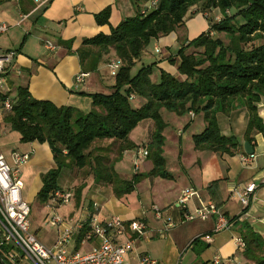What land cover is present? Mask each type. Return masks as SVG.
I'll return each instance as SVG.
<instances>
[{"label":"crops","instance_id":"1","mask_svg":"<svg viewBox=\"0 0 264 264\" xmlns=\"http://www.w3.org/2000/svg\"><path fill=\"white\" fill-rule=\"evenodd\" d=\"M9 1L0 0V20L7 22L11 29L20 27L22 31L9 29L0 35V53L16 50V62L21 68L20 75L13 71L6 75L8 91L14 90L18 82L19 85H27L32 96L37 99L49 100L58 106H73L85 112L92 108V99L81 92L110 93L115 79L113 83L105 80L108 70L106 65L109 61L108 55H105L96 70L86 72L89 75L83 83L76 82V75L84 72L77 49L82 46L85 38L93 37L100 32L109 33L111 26L118 25L126 17L134 16L137 6L142 9L149 2V0H47L40 4L36 0H15L19 3H17V12L13 13L4 4ZM106 7H111L110 23L99 25L95 15ZM207 25L206 15L200 8H192L185 18V25L157 40L155 49L159 47V53L162 55L152 60L157 63L152 75L153 81H158L160 69L177 74V63L171 64L168 57L175 59L181 45L205 31ZM33 38L38 39L41 46H35ZM47 40L54 43L57 48L47 49L45 47ZM151 54L152 52L147 49L144 56L146 59H152L154 56L153 54L150 56ZM134 100L136 105H140L142 101L137 96ZM257 107L264 122L263 98L257 103ZM246 110L241 100L235 103L229 115L223 114L221 118L218 116L223 133L225 135L234 134L243 146V149L239 148L233 155H221L208 149L195 148L193 136L202 132L206 126L205 119L197 120V116L201 113L195 114L194 117L188 113L189 118L184 125L179 123V120L176 122L174 120L172 123H167L165 120L168 125L167 129L170 126V130L164 131V156L167 170L172 175L171 178L148 176L153 168V162L148 156L138 153V150L150 141L155 125L150 119L141 121L136 128L141 127V129L138 132L134 129L130 133L131 140L139 148L126 150L123 157L115 163V169L125 179H131L135 174L142 175L135 189L119 198L110 186L96 183L92 176L87 179L77 177L74 178V185L80 182L83 185L80 197L75 191L69 190L74 194L72 201L67 205L58 206L57 212L65 218L72 217V215L79 216L84 204L97 203L99 205L97 214L102 220L112 215H119L126 221L135 219L145 221L148 225L149 236L134 241L132 250L127 256L129 264H141L140 257L143 254L150 255L158 264L167 262V264H177L179 256L183 254L184 258L188 252H191V260H197L195 248L191 243L199 236L202 237V241L209 244L200 254L202 260L213 262L214 258L218 257L224 263L243 262L237 246L238 237H242L241 223L248 222L256 232L264 235V136L262 133L255 135L256 144L253 146L255 157L251 163H244L241 155L245 151L244 143L248 141L244 136L247 122ZM1 117L2 122L7 124L4 116L1 115ZM11 135H16L17 143L11 144L6 137L1 138L0 133V150L11 164L14 163V153H30V159L21 167L23 190L30 179L33 183H37L36 185L39 181L41 183L39 187H36L35 194H37L42 186L41 174L56 166L51 150L47 143L21 142V134L18 131L12 130ZM169 140L173 142L171 154L174 155V160L171 164L167 158L166 144ZM110 143L111 140H106L95 146ZM39 163H47L43 171L42 167L38 166ZM215 180H218L219 184L210 192L208 188ZM252 182L257 183L258 186L252 194L249 205L245 206L240 194ZM184 188L198 190L202 198L216 202L220 211L233 219L232 227L216 231L217 219L216 216H211L205 220L187 221L169 231H163L164 222L156 218L153 206L167 208L176 203ZM197 204V199L191 198L184 207L189 211H194ZM172 214L178 216L175 210ZM237 216L238 218L234 219ZM45 223L41 222L32 230L43 243L53 246L58 232L56 228H50ZM128 234L131 235V232ZM155 237L161 239L168 237L163 242L164 250L161 254L157 247L143 244V239L147 243H152L151 240ZM124 239L125 237H122L121 241ZM158 246L161 247V245Z\"/></svg>","mask_w":264,"mask_h":264},{"label":"trees","instance_id":"2","mask_svg":"<svg viewBox=\"0 0 264 264\" xmlns=\"http://www.w3.org/2000/svg\"><path fill=\"white\" fill-rule=\"evenodd\" d=\"M199 3L202 12L220 9L224 19L210 21L209 31L183 43L175 59L168 57L171 64L177 63V74L160 69L159 80L153 81L156 62L143 64L133 74V67L150 42L185 25L191 7ZM136 9L134 16L111 26L109 33L85 38L77 49L84 72L96 70L111 52L121 62L110 93L81 92L92 99L89 111L37 99L27 85H19L14 98L10 96L11 91L0 93L1 106L11 97L12 109L5 111L4 121L21 134V142L47 143L51 150L56 166L41 174L42 186L37 193L43 204L57 190H63L58 179L66 168L77 169L82 179L92 176L96 183L110 186L119 198L131 193L142 175L125 179L115 169V163L126 150L139 148L130 133L145 119H152L155 125L150 141L145 144L147 156L153 162L148 176L171 178L164 156L163 107L178 115L191 111L204 114L205 129L193 136L195 148L199 150L233 155L239 148L243 149L235 135L221 132L218 119L219 113H231L236 99H242L249 110L245 138L254 146L255 135L264 136V122L257 107L264 97V0H159L156 8L147 14H142L143 8L139 6ZM228 9L235 12L226 14ZM110 16L111 7H106L95 19L99 25H105L110 23ZM212 31L217 37L211 35ZM222 33L227 41L220 37ZM132 94L142 99L140 105L132 104ZM106 140L111 143L95 146ZM218 184V180L213 181L208 190L212 192ZM82 188L83 185L79 186L76 192L79 197ZM88 229L86 223L76 236L75 249L80 248ZM240 229L245 247L239 249V254L250 264H264V235L248 222L241 223ZM191 244L197 254L195 264H215L199 259L209 246L201 236ZM6 252L7 247H0L5 257Z\"/></svg>","mask_w":264,"mask_h":264},{"label":"built area","instance_id":"3","mask_svg":"<svg viewBox=\"0 0 264 264\" xmlns=\"http://www.w3.org/2000/svg\"><path fill=\"white\" fill-rule=\"evenodd\" d=\"M43 4L47 0H36ZM159 0H151V5L145 6L142 14H147L151 9L156 8ZM208 16V15H207ZM10 29L7 22L0 20V35ZM45 47L55 50L57 46L51 41L45 42ZM159 51V47H156ZM16 50H8L0 53V93L5 94L7 88V74L13 71L21 74V68L16 62ZM121 66L120 60L111 59L107 63L111 75H116ZM89 75L80 72L76 75V82L83 83ZM131 97H135L134 94ZM11 97H7L1 106L3 111L12 109ZM195 116L193 111L190 112ZM138 153L148 155L147 148L143 147ZM255 154L243 153L241 159L249 164L253 161ZM30 159V153H14V163L8 162L5 154L0 150V247H7V259L11 264H129L127 256L132 250L133 243L139 238H148V225L143 220L126 221L119 215H112L102 220L97 214L99 205L95 203V211H83L81 216L65 218L57 212V207L69 204L74 194L69 190H57L53 197L45 204L50 209L48 219L50 225L56 228L58 237L53 246L43 243L32 230L30 219L31 206L23 197L24 182L21 175V167ZM258 184L252 182L241 192V201L248 206L252 194ZM191 198H196L198 204L194 211L185 209V205ZM156 218L164 222L163 231L195 219L205 220L216 216V231L230 229L233 225L231 218H228L220 211L219 206L210 199L202 198L198 190L184 188L178 201L167 208L153 206ZM178 212V216L172 214ZM89 219V220H88ZM88 223L89 229L80 244L75 249L76 236ZM131 232V235L128 234ZM122 237H125L121 241ZM237 246L244 249L245 242L238 237ZM141 264H158L150 255L143 254L140 257ZM213 263L221 264L222 260L214 258Z\"/></svg>","mask_w":264,"mask_h":264},{"label":"rangeland","instance_id":"4","mask_svg":"<svg viewBox=\"0 0 264 264\" xmlns=\"http://www.w3.org/2000/svg\"><path fill=\"white\" fill-rule=\"evenodd\" d=\"M23 1H28V0H23ZM22 1V2H23ZM17 3H19V1H15V0H10L8 3H4V4H6V8H9L13 13H16L17 12ZM147 6L148 5H151V0H149V2L146 4ZM192 8H200V10H201V8H202V5H201V3H199V4H197V5H195V6H193V7H191V9ZM235 12V10L234 9H228L225 13L226 14H229V15H232L233 13ZM205 15H206V20H207V29L205 30V31H209V29H210V21H221L222 19H224V16H223V14H222V11L220 10V9H218V8H212V9H208V10H206V12H203ZM209 13V14H208ZM195 14H198V13H195ZM208 15V16H207ZM10 30H14V31H22L21 30V28L20 27H18V28H16V27H13L12 29L10 28ZM205 31H203V32H205ZM202 33V32H201ZM201 33H199V34H201ZM198 34V35H199ZM211 35L212 36H216L217 37V33H215L214 31H212L211 32ZM220 35V37L221 38H223V39H225L226 41L228 40L226 37H225V35L222 33V34H219ZM195 37H197V36H195ZM194 37V38H195ZM182 38V37H181ZM194 38H192V39H194ZM34 39V38H33ZM32 39V40H33ZM31 40V41H32ZM30 41V42H31ZM34 43H35V46L36 45H39V46H41V42L38 40V39H34V41H33ZM156 43H157V40H152L151 42H150V44L148 45V49H149V52L151 51L152 52V54H153V56H154V58H152V59H146V57L143 55L142 57H141V59L138 61V63L133 67V69H132V73L133 74H135L137 71H138V69L143 65V64H151V63H154L153 61L154 60H156V58H159L162 54L161 53H159L160 52V50L159 51H157L156 49H155V45H156ZM256 43H259V41H257ZM191 51H195V49H193V48H191L190 49ZM152 54L150 55V56H152ZM108 59H109V61L111 60V59H117L116 58V55H114V53L113 52H111L109 55H108ZM153 60V61H152ZM108 61V62H109ZM107 62V63H108ZM106 64H104V66H105ZM104 66H102V67H104ZM107 66V65H106ZM107 69H108V67H106ZM107 69H103V70H107ZM157 75L159 74V73H156ZM160 75V74H159ZM115 76L116 75H111V73H110V71L109 70H107L106 71V77H105V80H106V82H110V83H113V81H114V79H115ZM159 80V79H158ZM19 86V83L17 82L16 83V88ZM16 88L14 89V90H12L11 92H10V96L12 97V98H14L15 96H16ZM110 91V90H109ZM263 98V101H264V97H262ZM131 101H132V104L133 105H135L136 103H135V100L134 99H136V96L135 97H131ZM242 99H236L235 100V103H237L238 101L240 102ZM262 100V99H261ZM242 102H243V100H242ZM246 109H247V107H246ZM247 111V122H246V127H245V130H246V128H247V124H248V119H249V110L247 109L246 110ZM4 113H5V111H3L2 110V108H1V105H0V133H1V138H5L6 137V139L7 140H9L10 141V143L11 144H15V143H17V141L15 140L16 139V135H11V132H12V130H11V128H10V126L9 125H7V124H5L4 122H2V117H1V115L3 116L4 115ZM176 114L177 113H175V112H172V111H169L168 109H166V108H162L161 109V115H162V117L164 118L163 120L165 121H167V123L169 122V123H172V122H174V120H175V122L177 121V120H179V123H182V125H184L188 120H187V118H189V115H188V113H185V114H183V115H178L177 114V116H176ZM200 114V113H199ZM223 114L224 113H219L218 114V116L221 118L222 116H223ZM225 115H227V114H225ZM219 119V118H218ZM148 120V119H147ZM187 120V121H186ZM197 120H204V114L203 113H201L200 115H198L197 116ZM150 121H153L152 119H150ZM166 123V122H165ZM6 125V126H5ZM139 125V124H138ZM138 125H137V127H138ZM219 126H220V129H221V132L223 133V131H222V128H221V125H220V122H219ZM136 127V128H137ZM167 127H168V125L166 124V126H165V128H164V131H169L170 130V126H169V128L167 129ZM135 128V129H136ZM171 128H173L174 129V127L171 125ZM140 129H141V127H140ZM140 129H136L137 131L136 132H138ZM167 129V130H166ZM164 131H163V134H164ZM136 132H135V134H136ZM224 134V133H223ZM7 135H9L8 137H7ZM234 135V134H233ZM167 158H168V161H169V163L171 164L172 162V160H174V155L173 154H171V150L173 149V142H172V140H169L168 142H167ZM174 145H175V142H174ZM187 147V146H186ZM42 150V149H41ZM34 155H36V154H34ZM178 155V152L176 153V156ZM43 157H45V156H43ZM52 158V157H51ZM46 164L47 163H39V167H42V171H43V169H45V167H46ZM34 168H36V167H34ZM73 170H76L75 172L73 171ZM71 171V172H70ZM131 171H132V169H131ZM23 173H24V175H25V170L23 169ZM74 177H73V176ZM77 177H81L80 176V172L77 170V169H68V168H66V169H64L63 171H62V173H61V175H60V177H59V179H58V183H59V185L61 186V187H63V188H65L66 190H71V191H75V192H77V190H78V188H79V186H82V182H80V183H78V184H76V185H74V183H75V179L74 178H77ZM40 179V178H39ZM41 182H39L38 181V185L40 184ZM37 183H33V181H31V179H30V181H29V183H28V185H26V187H25V189L23 190V197H24V199L25 200H27V201H29V204H30V206H31V214H30V219H31V223H32V229L34 230L36 227H38V225L42 222V223H45L47 226H49L50 228H55V227H53L52 225H50L49 223H50V221H49V219H48V216H49V213L51 214V211H50V209H48L46 206H45V204H43L39 199H38V197H37V194H35V192H36V187H39L38 185H36ZM74 185V186H73ZM92 205V206H91ZM91 209H93V210H95V205H93V203L92 204H89V203H87V204H84V207H83V210L79 213V216H81L82 214H83V211L84 210H87L88 212H90V210ZM72 216H74V215H72ZM167 239H168V237H166ZM167 239H161L160 237H155V238H153L152 240H151V242L152 243H147V241L145 240V239H143V244H150V246H155V247H157L159 250H160V254L161 253H163V248H162V245L164 244L163 242H165ZM158 245H161V247L160 246H158ZM191 252H188L185 256H184V258H183V254H181L180 256H179V259L177 260V264L179 263V264H195V262L197 261V260H191ZM199 259L200 260H202V258L199 256ZM161 261V260H160ZM168 263V262H167ZM167 263H165V264H167ZM238 264H250L246 259H244L243 258V262H241V263H238Z\"/></svg>","mask_w":264,"mask_h":264},{"label":"water","instance_id":"5","mask_svg":"<svg viewBox=\"0 0 264 264\" xmlns=\"http://www.w3.org/2000/svg\"><path fill=\"white\" fill-rule=\"evenodd\" d=\"M244 149L247 154H253L255 152L254 147L251 145L249 141L244 143ZM0 263L1 264H11L9 260L0 253Z\"/></svg>","mask_w":264,"mask_h":264}]
</instances>
